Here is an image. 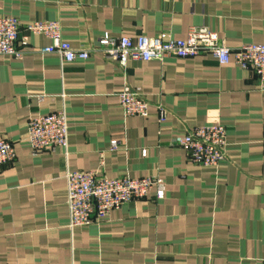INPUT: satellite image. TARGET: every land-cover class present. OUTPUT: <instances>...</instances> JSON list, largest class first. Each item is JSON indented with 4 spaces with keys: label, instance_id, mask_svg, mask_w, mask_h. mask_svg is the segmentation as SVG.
<instances>
[{
    "label": "crops",
    "instance_id": "obj_1",
    "mask_svg": "<svg viewBox=\"0 0 264 264\" xmlns=\"http://www.w3.org/2000/svg\"><path fill=\"white\" fill-rule=\"evenodd\" d=\"M0 15L59 21L74 47L97 45L104 34L184 38L191 26L233 49L264 44V0H0ZM50 43L31 35L22 59L0 56V139L16 153L0 165V264H264V95L256 74L208 53L124 68L96 55L63 63L35 50ZM125 85L149 101L147 117L124 114ZM59 111L68 144L34 154L28 121ZM207 124L227 129L217 166L196 164L172 144ZM69 169L161 176L165 196L151 190L105 220L71 227Z\"/></svg>",
    "mask_w": 264,
    "mask_h": 264
},
{
    "label": "built area",
    "instance_id": "obj_2",
    "mask_svg": "<svg viewBox=\"0 0 264 264\" xmlns=\"http://www.w3.org/2000/svg\"><path fill=\"white\" fill-rule=\"evenodd\" d=\"M31 35L49 38L50 44L35 50L42 54H57L63 63L86 60L96 55L124 68L129 60H163L169 55L192 58L208 53L219 64L233 61L242 69L252 70L258 78V89L264 95V44H247L233 49L207 27L191 26L184 38H176L169 31L137 37L104 34L97 45L86 48L74 47L65 41L59 21L22 24L16 17L0 15V56L22 59L30 46ZM119 101L126 116L149 115V101L129 85H125L119 93ZM158 111L159 121L164 122L168 111L161 105ZM68 136L69 123L63 111L39 114L28 121L27 141L34 154L66 146ZM227 143V129L222 124L197 125L172 140L173 145L187 152L192 162L202 166H217L223 161ZM111 145L115 149L117 142L113 141ZM15 157L13 143L0 139V165L12 162ZM66 183L71 227L105 220L111 211L131 200L145 198L151 190H155L158 199L165 196V180L161 176L108 177L94 171L69 169Z\"/></svg>",
    "mask_w": 264,
    "mask_h": 264
}]
</instances>
